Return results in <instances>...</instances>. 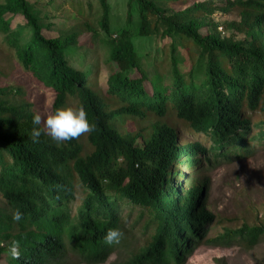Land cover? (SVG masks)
Wrapping results in <instances>:
<instances>
[{
    "label": "trees",
    "instance_id": "1",
    "mask_svg": "<svg viewBox=\"0 0 264 264\" xmlns=\"http://www.w3.org/2000/svg\"><path fill=\"white\" fill-rule=\"evenodd\" d=\"M98 2L99 26L107 35L108 0ZM126 2L127 21L137 11V35L161 27L163 36L180 39L190 69L179 68L173 58L170 74L148 76L133 34L124 29L117 41H109L111 72L102 87L94 72L83 74L71 66L70 52L81 46L77 33L43 37L27 1L9 0V14L21 16L32 29L19 58L53 94L51 113L83 106L93 130L60 143L42 131L33 142V114L10 107L0 89V264H66L70 258L104 264L115 248L135 236H125L121 219L127 212V218L132 213L145 218L141 227L148 232L127 264H180L204 243L248 251L264 242V218L208 238L212 216L200 205L208 183L199 187L192 180L188 190L173 185L186 178L184 167L195 166L196 157L208 152L200 142H180L177 123H169L174 116L185 128L210 136L212 151L247 153L252 152L248 146L264 144V0H234L238 17L225 24L232 34L223 37L213 15L224 9L211 1L173 0L182 10L171 15L153 0ZM47 4L54 10L61 6L51 0ZM82 5L74 8L85 22L91 6ZM84 27L94 33L90 25ZM17 40L6 42L17 46ZM134 71L139 77L131 76ZM149 117L157 121L151 134H143L137 123ZM78 191L80 205L73 211ZM13 209L22 213L20 222L12 221ZM108 229L122 233L119 243L102 242ZM12 240L21 248L15 261L7 255Z\"/></svg>",
    "mask_w": 264,
    "mask_h": 264
},
{
    "label": "rangeland",
    "instance_id": "2",
    "mask_svg": "<svg viewBox=\"0 0 264 264\" xmlns=\"http://www.w3.org/2000/svg\"><path fill=\"white\" fill-rule=\"evenodd\" d=\"M31 6L32 14L36 19L39 33L46 38L65 37L71 33H77L76 41L81 44L79 48L74 47L70 52L71 66L88 74L94 72L102 87L107 86L110 75V47L109 41H117L122 30H129L133 37L132 44L138 56L141 69L148 76H167L172 71V59L174 58L179 68L185 66L190 69L187 52L180 39L172 36L167 38L162 35V28L157 32L152 29L145 37L137 35L139 19L137 11H131V18L127 21L126 0H108L110 9L109 33L105 35L99 26L101 7L98 0H51L53 4H61L57 9H52L49 0H26ZM70 1L72 3H70ZM161 9H165L168 15L181 11L173 4V0H153ZM193 1V0H192ZM204 1V0H200ZM211 1L218 8L213 15V20L222 28L217 31L221 37L232 34L225 24L235 21L238 17L234 0H205ZM83 4V7L91 6L89 19L79 20L74 5ZM232 4V5H231ZM9 0H0V89L1 99L11 107L26 108L33 115H40L42 120L51 114L53 94L41 86L36 80V73L32 68H24L19 51L23 48L25 41L31 36L32 29L24 19L17 15L9 14L7 8ZM88 10L86 9V13ZM155 22L151 21V25ZM84 25H90L94 33L88 31ZM8 29V30H7ZM236 35V34H234ZM115 36V39L113 38ZM18 39L17 46L9 45L6 41ZM241 39V37H238ZM195 59L192 58V61ZM139 77L138 71L131 74ZM147 86V85H146ZM257 116V112L253 117ZM256 120V119H255ZM254 120V121H255ZM155 117H149L137 123V128L143 134H151ZM169 123H177L179 141L187 143L200 142L208 154L196 157L195 166L187 165L182 169L186 178L179 182L175 180L173 185L179 189H190L192 180L198 182L194 186H202L207 182V189L202 192L200 205L212 216L208 226V238H214L222 234L225 229H234L246 223L254 225L264 218V144L259 143L252 152L224 149L223 151H212L215 147L213 139L205 134H196L177 122L174 116L169 118ZM126 130L129 126L126 125ZM226 151H229L226 153ZM206 152V153H207ZM224 152L220 155V153ZM214 153V154H213ZM218 157V158H214ZM212 157L207 162L206 158ZM81 192L78 191L76 198L71 203L73 211L80 205ZM129 212L122 214V222H125V236L134 233V237L128 238V244L115 248L104 264H127L131 259V251L142 245L147 239L148 232L142 231L145 218L138 220V214ZM129 231V232H128ZM2 263H5V259ZM66 264H79L75 258H70ZM180 264H264V242L256 245L252 250H244L241 247L228 245L201 244L189 257Z\"/></svg>",
    "mask_w": 264,
    "mask_h": 264
},
{
    "label": "clouds",
    "instance_id": "3",
    "mask_svg": "<svg viewBox=\"0 0 264 264\" xmlns=\"http://www.w3.org/2000/svg\"><path fill=\"white\" fill-rule=\"evenodd\" d=\"M31 123L34 126L31 130L33 142H37L42 131L52 141L60 143L75 139L93 130V125L89 123L83 106L56 108L51 114L45 116L43 120L40 115H33ZM11 219L13 222H20L22 213L18 209H13ZM121 236L122 233L118 229H108L102 237V242L109 246L117 244ZM7 255L13 261L19 259L21 248L18 241H11L7 248Z\"/></svg>",
    "mask_w": 264,
    "mask_h": 264
},
{
    "label": "built area",
    "instance_id": "4",
    "mask_svg": "<svg viewBox=\"0 0 264 264\" xmlns=\"http://www.w3.org/2000/svg\"><path fill=\"white\" fill-rule=\"evenodd\" d=\"M219 30H221V28H219Z\"/></svg>",
    "mask_w": 264,
    "mask_h": 264
}]
</instances>
